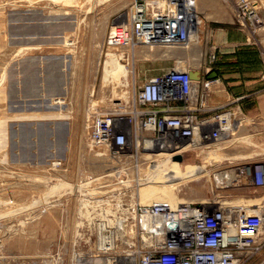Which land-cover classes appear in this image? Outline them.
<instances>
[{
    "label": "rangeland",
    "instance_id": "1",
    "mask_svg": "<svg viewBox=\"0 0 264 264\" xmlns=\"http://www.w3.org/2000/svg\"><path fill=\"white\" fill-rule=\"evenodd\" d=\"M135 1L0 0V264H72L82 232L121 202L89 200V175L109 163L89 142L88 118L130 100L175 60L196 65L214 51L219 71L254 75L239 95L256 99L241 102L224 154L264 156V0H197L204 38L191 49L109 47L111 26ZM110 65L127 67L128 83ZM208 168L178 196L211 197L217 167Z\"/></svg>",
    "mask_w": 264,
    "mask_h": 264
},
{
    "label": "built area",
    "instance_id": "2",
    "mask_svg": "<svg viewBox=\"0 0 264 264\" xmlns=\"http://www.w3.org/2000/svg\"><path fill=\"white\" fill-rule=\"evenodd\" d=\"M165 3L136 0L111 26L107 45L191 49L194 36L200 44L204 23L197 0ZM215 60L214 51H205L196 65L175 60L130 100L92 111L88 139L109 165L89 175V200L121 202L82 232L84 245L74 249L72 264H264V156L234 160L224 154L227 142L237 139L241 102L250 94H229ZM167 156L170 166L194 173L188 181L215 165L213 195L144 202V186L169 183L176 174L160 165Z\"/></svg>",
    "mask_w": 264,
    "mask_h": 264
},
{
    "label": "bare ground",
    "instance_id": "3",
    "mask_svg": "<svg viewBox=\"0 0 264 264\" xmlns=\"http://www.w3.org/2000/svg\"><path fill=\"white\" fill-rule=\"evenodd\" d=\"M163 3H164V0H159V5L161 7H162ZM192 39L195 40L197 44L200 40L199 37H197V36H194ZM196 48L199 49V47H196ZM111 57L118 61V58L116 56L112 55ZM118 62H120V61H118ZM157 66H158V64H157ZM107 67H108L107 71H109L110 74L114 71H120V69L123 70L121 72V75L124 77L123 81L128 83L129 69L127 67H124L123 65H118V67L115 68V70L113 69L114 67H112V65H110V68H109V66H107ZM58 101H60V100H58ZM242 138H244V137H242ZM234 139L235 138H232V140H234ZM162 164L164 165L165 168H168L170 166L169 156H167L164 160L161 159L160 165L162 166ZM170 167H172L174 169V171L176 172L175 175H173L171 177L169 176L170 177L169 180L171 182L167 183L165 180H164L165 182H163V180H160V181L157 180L156 183H151L149 185L144 186L141 189V195H142V199L144 200V202H149L152 199H161V198H168V199L172 200V202H177L175 200L178 198L177 193L180 190L178 187L179 182H184V180H185L184 178L191 177L194 175V173H191V172L189 173L188 171L183 172V170L181 168H179V166H177L175 163H171ZM208 173H209V169L206 170L205 174L208 176ZM166 178H168V177H166ZM180 178L182 179V181H176L177 179H180ZM198 179H200V176L198 177ZM172 180H175V181H172Z\"/></svg>",
    "mask_w": 264,
    "mask_h": 264
},
{
    "label": "crops",
    "instance_id": "4",
    "mask_svg": "<svg viewBox=\"0 0 264 264\" xmlns=\"http://www.w3.org/2000/svg\"><path fill=\"white\" fill-rule=\"evenodd\" d=\"M219 76L221 77L223 84L225 85L226 89L228 90L229 94L232 95H239V93L241 92V90L243 89V84H248V82H250V88L253 89L255 86V84L252 85V82H255L254 79H252V77H254V75L249 74V75H239L237 73H233L232 71L228 72V71H219ZM246 79V80H243ZM245 85V86H247ZM247 88V87H246ZM232 89V90H231ZM254 95V92L252 91L250 93V98H248V100L253 101L256 99Z\"/></svg>",
    "mask_w": 264,
    "mask_h": 264
},
{
    "label": "water",
    "instance_id": "5",
    "mask_svg": "<svg viewBox=\"0 0 264 264\" xmlns=\"http://www.w3.org/2000/svg\"><path fill=\"white\" fill-rule=\"evenodd\" d=\"M217 75V73L216 72H212V73H210V77H213V76H216Z\"/></svg>",
    "mask_w": 264,
    "mask_h": 264
}]
</instances>
